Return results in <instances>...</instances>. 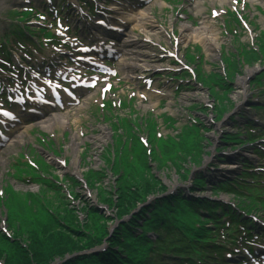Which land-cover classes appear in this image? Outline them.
<instances>
[{
	"label": "rangeland",
	"instance_id": "rangeland-1",
	"mask_svg": "<svg viewBox=\"0 0 264 264\" xmlns=\"http://www.w3.org/2000/svg\"><path fill=\"white\" fill-rule=\"evenodd\" d=\"M50 1L72 6L79 0ZM128 1L137 3L136 0ZM90 2L94 5L93 1ZM25 3L34 4L32 0L2 2L0 34L5 23L12 20H26L23 23L32 28L39 24L34 17L27 19L28 13L22 14L26 9ZM96 3L106 7L117 4L113 0H96ZM192 4L173 6L166 3L152 8L150 20L153 27L161 30L159 42H151L148 38L155 40V37L137 34L136 30L130 34L146 46H152L155 55H151L157 57L155 62L135 61L144 67L138 72L139 80H127L120 71L122 81L105 100L113 103L111 111L101 110V99L96 91L91 96L93 103L70 112L69 131L61 132L56 128L51 133L39 128L24 135H21L23 129L14 133L12 137L21 136L23 144L12 147L8 156L0 158V236L5 241L0 238V252L3 256L8 255L7 243H12L17 229L23 233L21 242L27 244L26 228L31 223H46L48 215L56 217L61 224L74 217L79 223L78 228L84 230V223L91 221L87 208H92L107 218L106 231L112 235L120 224L115 220L117 209L103 203L104 199L110 197L115 204L116 190L128 186L129 175L133 174L154 184L152 193L145 199L148 205L160 196L159 189L162 188L166 195H182L192 202L212 200V204L227 208L247 205L232 195L216 192L214 187L228 177H236L243 168L242 160L251 163L255 173L256 168L264 169V162L257 167L260 163L253 147L223 140L228 135L235 140L237 127L243 129L245 124L242 121L245 119L253 121L250 126L255 129L264 124V95L259 96L254 85L264 74V3L262 0H206L191 9L189 6ZM79 5L85 6L83 0ZM227 9L237 13L245 23L244 27L240 21L236 37L226 34L224 29L222 18ZM119 12H123L120 15L126 20L133 18L130 17L132 12ZM129 23L128 27L132 28L134 22ZM182 24H191L196 31L210 26L208 35L213 39L214 50L206 47L205 43L190 39L189 42H178ZM45 38L50 42L51 37ZM123 38L119 39L122 41ZM171 48L177 51L175 56L168 52ZM51 53L52 50L46 54ZM184 71L186 76L182 75ZM246 74V93L240 94L237 82ZM146 80L149 85L145 84ZM133 94L138 98L132 97ZM129 97L130 103H126ZM73 134H79L74 152L68 148ZM39 135L44 136L45 143L38 139ZM237 139L243 142L245 136ZM19 155L18 162L23 164V168L35 169L33 173L53 187L18 179L11 165ZM74 157L76 160L73 162ZM232 163L239 168L233 174L225 175L228 176L226 178H209L212 173L226 174L223 167ZM145 165L146 171L143 172ZM258 175L264 176V172ZM197 179H204L205 186L193 190L192 182ZM135 183L131 181L132 185ZM261 186L264 187V180ZM1 198H4V205H1ZM258 209L252 210V214L257 216L263 211ZM149 238L154 241L156 235L149 234ZM105 248L106 244L102 243L91 251L100 252ZM82 253L65 254L54 258L51 264H66L74 259L70 258ZM164 263L174 264L173 261Z\"/></svg>",
	"mask_w": 264,
	"mask_h": 264
},
{
	"label": "trees",
	"instance_id": "trees-1",
	"mask_svg": "<svg viewBox=\"0 0 264 264\" xmlns=\"http://www.w3.org/2000/svg\"><path fill=\"white\" fill-rule=\"evenodd\" d=\"M257 80V83L264 81V74ZM140 150L142 154V149ZM142 170L146 171V165ZM131 181L136 182V185H132ZM128 183V186L116 190L115 204L110 197H106L103 202L117 209L115 220L121 221L112 235L106 231L107 218L95 213L92 208H87L91 221L84 223V232L80 231L79 223L74 217L61 224L56 217L48 215L46 223H31L29 228H26L27 244L21 242L20 235L23 233L17 229L18 238L14 235L11 244L6 242L8 255L3 256L0 252V259L4 264H51L54 258L63 257L65 254L90 251L101 245L106 238L108 246L103 252L83 253L66 264H156L163 254L180 255L185 253L184 250H187L186 253L190 256L200 257V251L207 247L208 241L192 242L197 238L204 239V232L197 230L193 233L184 223L196 203L182 199L181 195L161 196L151 204L139 207L137 212L132 214L131 212L139 204H143L152 193L154 184L151 180L143 181L142 177H136V174L131 177L129 175L126 184ZM137 185L139 186L136 187ZM204 185V181L197 179L193 189ZM164 191L163 188L159 189L160 194ZM152 209L154 211L148 218L147 215ZM125 217H128V220L124 222L122 219ZM138 229L141 234H138ZM147 233L158 234L155 243L146 236ZM0 238L4 241L2 236Z\"/></svg>",
	"mask_w": 264,
	"mask_h": 264
},
{
	"label": "bare ground",
	"instance_id": "bare-ground-1",
	"mask_svg": "<svg viewBox=\"0 0 264 264\" xmlns=\"http://www.w3.org/2000/svg\"><path fill=\"white\" fill-rule=\"evenodd\" d=\"M3 1L4 0H0V8L2 7ZM262 1L264 3V0H262ZM152 6L153 5L145 8L143 11H140L136 16L134 15L133 18L127 19L126 23H124V24L121 23L118 19L119 23H121V26L119 27V29H121L123 31L122 33L118 34V37L119 38L122 37V34L124 33L123 34L124 38L121 42L123 55L124 56H131V61H132V62H124L125 66L123 67V72L125 73L126 77L130 80L137 76V75L134 76L133 72L136 71L138 68H140V67H138L139 64L134 62V61L139 60V59H140V61H143V62H146V61L155 62L156 61L155 58L157 57V55L153 56V55H155L154 48L152 46H149V45L146 46L145 44L141 43L139 40L131 37V35H130V32L134 33V31L136 30V31H138L139 34L142 33L148 37H155V40L148 38V40H150L151 42H159L160 41L161 30H159L156 27H153V22H151L152 19L150 18V15L153 17V15L151 14ZM98 9L103 10V9H105V6L99 5ZM100 15L103 16L102 17L103 19L99 18L98 20H106V17H104V13L102 11H101ZM133 20L134 21L138 20L137 24L132 26L129 33H126L125 30L127 29V27H126L127 24L129 23V21L133 22ZM94 24L98 25V23H94ZM95 25H92V28L87 31V34H91V32H94V33L102 32V29L101 28L97 29L95 27ZM209 28H210V26H208V27L203 26L202 28H199V30L197 29V31H196V30H193L194 28L191 24L190 25L182 24V26L180 27L181 32H180L179 37H178V42L179 41L183 42V41H187V40H188L187 42H189V39H190V41L193 40V41H198L200 43H205L206 47L208 46L209 49L214 50L215 46L213 45V42H212L213 39L211 40V38L208 35L209 31H210V30H208ZM151 31H152V34H149V32H151ZM115 34H116L115 32L109 33L110 36H114ZM77 37H79V35ZM189 37H192V38H189ZM168 52L172 53L173 55H176V53H177V51L174 48H171ZM151 54H153V55H151ZM136 64H138V65H136ZM249 73L250 72H248V74ZM248 74H246L243 78L239 79L237 82V84L241 90L240 94L246 93V91L244 89V80ZM85 100H87V98ZM15 102H18V100H16ZM65 114L66 113H60L58 115L57 113H54L52 116L43 117L42 119L33 121L30 124H24L21 127V128H23L24 132L21 135H24L25 132L27 133V131H30L31 129H33L35 127L46 129L47 132L49 131L51 133H53V130L56 128L60 129L61 132H63L64 130H69V126H70L69 122H67V121L66 122H64V121L60 122V118L64 117ZM67 114H69V111L67 112ZM15 131H16L15 129L11 130L8 133L7 137H9L10 135H13L15 133ZM78 135L73 134L71 136V139H70V144H69L68 148L73 152L75 151V149L78 145V139H79V137H77ZM104 136H105V133H104ZM2 141L5 143V140H2ZM11 143L12 144L8 148L4 149V151H1V153H2L1 158L8 156L12 147H14L16 145L23 144V138L21 136H14L12 138ZM75 160H76V158L74 157L73 162ZM0 162H2V159H0ZM232 164H229L228 166L223 167L222 170H224V171H235L236 166L232 165ZM225 175L226 174H223V173L222 174L212 173L209 175V178L210 179H219V178L224 177ZM200 187H203V186H198L197 188H200Z\"/></svg>",
	"mask_w": 264,
	"mask_h": 264
}]
</instances>
